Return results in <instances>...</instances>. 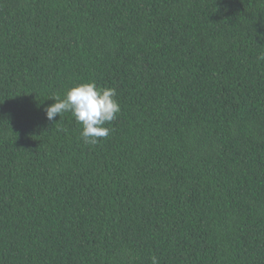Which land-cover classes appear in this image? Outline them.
Masks as SVG:
<instances>
[{"label": "trees", "instance_id": "16d2710c", "mask_svg": "<svg viewBox=\"0 0 264 264\" xmlns=\"http://www.w3.org/2000/svg\"><path fill=\"white\" fill-rule=\"evenodd\" d=\"M121 111L83 142L53 96ZM264 264V0H0V264Z\"/></svg>", "mask_w": 264, "mask_h": 264}, {"label": "clouds", "instance_id": "9594fccd", "mask_svg": "<svg viewBox=\"0 0 264 264\" xmlns=\"http://www.w3.org/2000/svg\"><path fill=\"white\" fill-rule=\"evenodd\" d=\"M114 88H98L94 82L78 84L68 89L64 97L53 96L55 101L44 109L46 119L54 121L57 116L71 112L78 124H82L81 137L84 143L96 145L107 138L110 129L104 127L117 118L121 108ZM152 264H159L151 257Z\"/></svg>", "mask_w": 264, "mask_h": 264}]
</instances>
